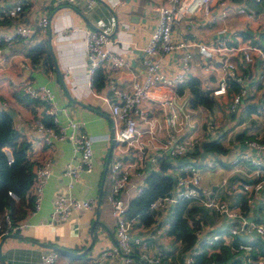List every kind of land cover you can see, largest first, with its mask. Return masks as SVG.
<instances>
[{
	"label": "crops",
	"instance_id": "0c3cea01",
	"mask_svg": "<svg viewBox=\"0 0 264 264\" xmlns=\"http://www.w3.org/2000/svg\"><path fill=\"white\" fill-rule=\"evenodd\" d=\"M77 0L73 4L59 3L57 0H0V33H10L20 24H34L42 15L48 14L49 28L45 34H36L27 38L18 37L11 44L3 45L5 64L0 66V108L12 112L14 127L20 137L29 141L28 154L31 160L49 159L51 175L43 188L40 207L34 212L26 208L21 225L9 232H0V252L3 264H40V254L53 249L41 244L49 243L60 246L70 252H59L57 264H107L97 260L102 249L112 245L116 221L111 215L108 203L110 181L105 177L103 186L101 178L108 156L115 120L110 114V101L114 98L108 86L100 90L91 86L88 74V62L85 51V38L88 29H96L107 34L111 49L124 56L127 64L109 71L108 77L123 90H129L134 82L142 81L145 73L143 48L157 22V8L167 0ZM19 2L23 8L16 18H7L2 14V7H9ZM244 2L253 8L257 15L247 19L229 12L224 21L229 30L225 37L236 44L264 32L263 5L259 8L243 0H234L233 5ZM257 5V4H256ZM216 7L214 12H218ZM197 24L194 28L183 20L173 28L174 37L186 38L196 42L212 44L216 30L223 23L206 24L205 18L197 13ZM201 17V18H200ZM238 30L235 36L232 30ZM249 34V35H248ZM246 36V37H244ZM46 42L53 59V69L44 64L33 65L27 58V52L36 44ZM189 75L200 79L202 87L210 89L216 85V76L204 70L196 47H192ZM181 51L175 50L159 57L160 65L166 74L180 70ZM215 60L222 57L215 54ZM231 58L237 66L240 85L246 93L236 112L229 113L227 106L234 93L228 89L224 95H214L215 104L206 108L189 105L191 94L187 88L182 93L174 92L169 102L162 103L168 97L170 89L156 94L155 91L143 103L144 114L137 118L138 134L131 143L112 146L110 159L119 155L129 163L131 176L129 184L121 192L127 203L137 194V186L144 184V177L158 169V164L151 160L155 156H168L167 140L181 139L192 132L201 139L219 137L227 147L225 154L202 152L199 149L186 156L190 161L200 164V186L240 208L244 203V194L232 189V184L248 180L250 167L245 163L233 164L232 157L245 146L240 136L260 137L264 134V120L261 118V107L264 100V79L260 77L264 67L260 57L252 62H245L241 55ZM29 81L32 85L44 84L53 92L56 115L61 124L73 118L92 138V170L82 172L69 192L78 198H94L99 205L93 210L74 211L65 220L55 223L50 221L54 198L67 191L69 178L64 174L68 162H76L69 139L53 140L45 145L38 140V133L29 122L40 118L43 106L31 99L20 101L17 98L18 83ZM179 88V87H178ZM165 113L177 114L178 123L167 124L163 121ZM200 120V124L196 123ZM199 125V126H198ZM186 158L183 157L182 161ZM110 161V160H109ZM208 162L210 166H208ZM109 165V164H108ZM108 168V167H107ZM181 169L173 167V176ZM138 171V174L136 173ZM200 203V202H199ZM246 203V201H245ZM245 213L250 219L264 223V186L252 201L247 202ZM157 211L155 222L144 225L137 218L131 221L130 236L145 239L149 254L162 253L176 261H182L188 250L182 243L178 228L174 233L167 232L169 208ZM96 209L99 210L98 216ZM202 237H209L216 231L227 227L229 219L209 207L202 208ZM96 217L98 221L91 226ZM7 234H14L13 236ZM206 234V235H205ZM242 237H249L243 235ZM264 239V236L260 237ZM227 242V239H225ZM134 243L136 251L138 248ZM256 250V249H255ZM259 250V249H258ZM239 258V259H238ZM114 264H123L120 259ZM213 264V263H211ZM233 264H254L242 252L235 256Z\"/></svg>",
	"mask_w": 264,
	"mask_h": 264
},
{
	"label": "built area",
	"instance_id": "2783aa9c",
	"mask_svg": "<svg viewBox=\"0 0 264 264\" xmlns=\"http://www.w3.org/2000/svg\"><path fill=\"white\" fill-rule=\"evenodd\" d=\"M77 0H57L59 3L73 4ZM94 0H89L90 6ZM234 0H167L166 4L160 5L157 12V22L152 30L147 42L143 48L145 65V73L142 81L134 82L129 90H123L118 87L114 80L108 77L109 71L118 69L127 64L124 56L114 52L110 47V40L107 34L96 29H88L85 38V51L88 62V74L90 83L95 69L103 68L107 75L106 86L110 89L113 99L110 101V114L114 118V130L110 139L114 140L118 148L121 144H128L135 140L137 130V118L144 114L143 103L155 91L161 94L169 88L170 94L163 98V104L169 102L174 97V92L189 76L190 60L192 58V47L200 56V62L204 70L216 76V85L210 88L213 95H224L227 93V81L229 79L240 82V76L237 73L235 61L231 58L234 54H240L247 63L260 57L264 67V50L258 45L253 44L250 38L238 41L236 44L229 42L225 37V33L229 30L228 25L224 22L229 12L233 10L234 14L243 16L247 19L254 18L257 13L253 8L248 7L244 2L233 5ZM246 2V0H243ZM263 5L262 13H264V0H254ZM219 7L218 12H214ZM23 6L16 2L9 7H2L1 12L7 18H16L21 12ZM197 13L205 18L206 24L215 23V19L223 21L221 26L215 31L217 34L213 38L212 44L206 42H196L192 39L174 37L173 28L183 20L194 28ZM201 18V17H200ZM50 19L48 14L42 15L34 24H20L13 32L0 33V66L5 64V56L3 54V45L11 44L18 37L27 38L38 33L45 34L49 28ZM233 35L239 36L238 30H232ZM256 38V35H253ZM175 50L181 51L180 70L173 74H166L162 69L159 57ZM217 54L222 58L215 60L214 55ZM264 79V70L260 74ZM21 94L28 96L32 100H39L44 104L43 114L40 118L30 120V127L38 133V140L45 145H50L53 140L69 139L73 145V151L77 155L76 162H68L66 164L64 174L69 178L67 183V191L60 192L53 200L51 211V222H61L65 220L74 211H84L95 209L97 202L94 198H78L69 192L76 180L79 179L82 172L92 170V138L81 127L80 123L73 118H68L65 124H61L56 115V109L53 102L52 90L44 85H32L29 81L17 84ZM178 93V92H177ZM246 89L240 86L238 91H234L231 100L227 106L229 113L236 112L239 107ZM44 115L51 118L52 124L44 122ZM261 118L264 120V100L261 107ZM163 121L167 124L178 123L177 114L165 113ZM196 123L200 124V120ZM199 126V125H198ZM202 139L192 132L191 134L181 138H169L167 140L168 156L177 158L185 156L196 144ZM244 148L239 149L232 159L231 163H245L250 166L247 177L248 180L239 184H232V189L242 192L247 196V201L253 200L254 196L261 191L264 186V136L245 138L243 140ZM7 160H13L9 147L4 148ZM152 161H156L155 157H151ZM210 166V163L207 164ZM33 180L29 187V193L32 196V207L30 212H34L40 207L43 188L47 183L50 175L49 159L35 160L32 166ZM138 174V171H136ZM106 176L110 181V190L108 194V203L111 215L116 221V229L114 241L111 246L101 250L97 255V260L114 264L115 260L120 259L123 264H196L194 262V254L197 253L196 248L191 249L182 261H176L170 256L162 253L149 254L147 251V243L145 239L130 236L131 219L128 218L125 202L121 197V192L129 184L131 169L128 162L121 156L115 155L109 161ZM144 185V184H143ZM143 185L137 186V193L142 190ZM199 187V193L194 187ZM202 195V203L225 216L229 219L228 234L224 235L227 242L232 235H246L248 238L255 236H264V223L250 219L243 210L237 206L231 205L226 200L217 197L213 191L205 190L200 186V164L193 161L185 162L180 171L175 175V188L170 195L158 197L150 202V209H162L173 204L176 199L181 196ZM14 195V194H13ZM15 196V195H14ZM16 197V196H15ZM5 221L8 225L9 232L15 230L21 225L10 224V218L6 214ZM218 236L214 235L216 239ZM247 238V237H244ZM137 244V250L133 245ZM233 251H240L248 259V254L254 250L251 243L242 241L236 247H232ZM59 253L57 250L49 249L40 254V264H57ZM254 264H264V257L257 254L256 258H249ZM0 264H3L0 258Z\"/></svg>",
	"mask_w": 264,
	"mask_h": 264
},
{
	"label": "trees",
	"instance_id": "16d2710c",
	"mask_svg": "<svg viewBox=\"0 0 264 264\" xmlns=\"http://www.w3.org/2000/svg\"><path fill=\"white\" fill-rule=\"evenodd\" d=\"M250 1L254 2V0H246L248 3H250ZM253 2L250 4L256 3L257 5L254 4V6L259 8V3ZM249 37L250 36H247V38ZM250 39L253 44L258 45L262 48V50H264V32H259L256 38L251 37ZM27 58L33 65L42 63L45 67L53 69V59L46 42H41L33 46L27 52ZM106 79L107 75L103 68H97L93 72L91 86L100 90L106 85ZM240 86V83L234 80L229 79L227 81L228 89L238 91ZM184 88H187L191 94L189 105L192 108L197 106L210 108L215 104V98L212 91L210 89L203 88L200 79L196 76L189 75L188 78L179 85L177 92L179 91V93H182ZM16 95L17 98L23 102L26 98L30 99L28 96L21 94L19 90L16 92ZM34 101L44 106V104H42L39 100L35 99ZM43 120L47 124H52L51 118L48 115H44ZM240 138L241 143L243 144V140L245 138L253 137L241 135ZM29 146V141L20 137L16 131L12 117L6 110L0 108L1 233L9 229L5 221L6 214L10 218V224L16 225L25 215L26 208L28 207L30 209L32 207V196L29 193V187L33 180L32 166L34 161L30 159L28 154ZM5 147H9L11 151L13 158L11 162L7 160V156L4 152ZM197 149L202 152H210L214 154H225L228 152L227 147L222 144L219 137L207 139L205 136L204 139L188 151L185 156L177 158H171L167 155L157 157L154 156L158 164V169L149 172L144 177L142 190L133 195L131 199L125 203L127 216L131 219V221L132 219L137 218L144 225H149L155 222L158 210L150 209V202L158 197L173 193L176 174L173 176V174L170 173L172 168L179 166L182 167L185 162L190 161V159L186 158V156L190 153H195ZM183 157L186 159L182 161L181 159H183ZM244 198L247 203V196L244 195ZM202 200L203 196L200 194L181 196L176 199L169 208L170 212L167 226V232L170 234L174 233L176 228L180 230L182 243L188 252H190L191 249L196 248L197 253L194 254V262L196 264H233L235 256H237L240 251H233L232 247H236V245L242 241L249 242L254 247V250L248 254V259L256 258L257 254H261V256L264 257V239H261L260 236L244 238L236 234L232 235L230 240L226 242L223 236L228 234L229 223L226 228L214 232L209 235V237H202V235H200L199 228L203 218L202 215L196 216L198 213H202L201 211L204 207ZM245 201L244 203H241L240 206V209L243 210L244 213L248 209ZM214 235H217L218 237L214 239Z\"/></svg>",
	"mask_w": 264,
	"mask_h": 264
},
{
	"label": "water",
	"instance_id": "95a60500",
	"mask_svg": "<svg viewBox=\"0 0 264 264\" xmlns=\"http://www.w3.org/2000/svg\"><path fill=\"white\" fill-rule=\"evenodd\" d=\"M7 113L11 116L12 115V112L10 110H7ZM114 144V140L111 139V144H110V148H109V152H108V156L106 158V162H105V166H104V170H103V173H102V178H101V186H103V183H104V180H105V177H106V172H107V167H108V164H109V160H110V152H111V148ZM192 187H194L199 193H201V189L199 187H195L192 185ZM100 197H101V192L98 196V200H97V206L99 205V201H100ZM99 214V210L96 209V215L98 216ZM98 221V218L96 217L95 221L93 222L92 226H91V230H93L94 228V225L96 224V222ZM7 235H14V234H7ZM42 245L46 246V247H50V248H53L54 250H57L59 252H70L69 250L65 249V248H62L60 246H56V245H53V244H49V243H42ZM0 257L2 258L1 256V252H0Z\"/></svg>",
	"mask_w": 264,
	"mask_h": 264
}]
</instances>
